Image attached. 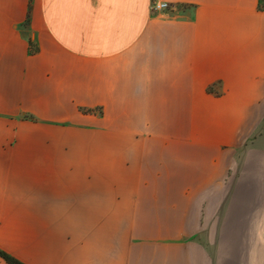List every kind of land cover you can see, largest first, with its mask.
<instances>
[{
	"label": "crops",
	"instance_id": "obj_1",
	"mask_svg": "<svg viewBox=\"0 0 264 264\" xmlns=\"http://www.w3.org/2000/svg\"><path fill=\"white\" fill-rule=\"evenodd\" d=\"M162 1L0 0V250L23 264H264V152L240 147L264 9Z\"/></svg>",
	"mask_w": 264,
	"mask_h": 264
},
{
	"label": "rangeland",
	"instance_id": "obj_2",
	"mask_svg": "<svg viewBox=\"0 0 264 264\" xmlns=\"http://www.w3.org/2000/svg\"><path fill=\"white\" fill-rule=\"evenodd\" d=\"M262 2L264 4V0ZM218 88L219 86H209L208 93L217 95ZM247 133L242 139L241 151L255 150L256 152L257 150V153L264 152V108L261 109L255 120L249 124Z\"/></svg>",
	"mask_w": 264,
	"mask_h": 264
},
{
	"label": "built area",
	"instance_id": "obj_3",
	"mask_svg": "<svg viewBox=\"0 0 264 264\" xmlns=\"http://www.w3.org/2000/svg\"><path fill=\"white\" fill-rule=\"evenodd\" d=\"M149 10L152 14H158L162 12H176L177 6L162 0H150Z\"/></svg>",
	"mask_w": 264,
	"mask_h": 264
},
{
	"label": "trees",
	"instance_id": "obj_4",
	"mask_svg": "<svg viewBox=\"0 0 264 264\" xmlns=\"http://www.w3.org/2000/svg\"><path fill=\"white\" fill-rule=\"evenodd\" d=\"M258 7L259 9H264V4L262 0H259ZM0 258H2L7 264H23L22 262L2 250H0Z\"/></svg>",
	"mask_w": 264,
	"mask_h": 264
}]
</instances>
